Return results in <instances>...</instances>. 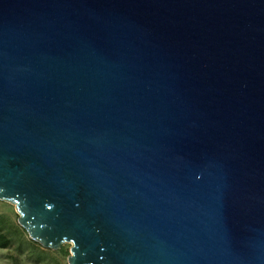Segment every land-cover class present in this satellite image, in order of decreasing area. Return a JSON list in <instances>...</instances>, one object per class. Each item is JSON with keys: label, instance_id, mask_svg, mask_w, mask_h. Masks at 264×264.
I'll use <instances>...</instances> for the list:
<instances>
[{"label": "water", "instance_id": "95a60500", "mask_svg": "<svg viewBox=\"0 0 264 264\" xmlns=\"http://www.w3.org/2000/svg\"><path fill=\"white\" fill-rule=\"evenodd\" d=\"M0 200L69 264H264V0H0Z\"/></svg>", "mask_w": 264, "mask_h": 264}, {"label": "rangeland", "instance_id": "374dc122", "mask_svg": "<svg viewBox=\"0 0 264 264\" xmlns=\"http://www.w3.org/2000/svg\"><path fill=\"white\" fill-rule=\"evenodd\" d=\"M18 217L13 203L0 200V233L10 239L8 246L0 247V264H69L71 242L58 249L46 248L30 238Z\"/></svg>", "mask_w": 264, "mask_h": 264}, {"label": "trees", "instance_id": "16d2710c", "mask_svg": "<svg viewBox=\"0 0 264 264\" xmlns=\"http://www.w3.org/2000/svg\"><path fill=\"white\" fill-rule=\"evenodd\" d=\"M10 243V239L5 235L0 233V247H6Z\"/></svg>", "mask_w": 264, "mask_h": 264}]
</instances>
